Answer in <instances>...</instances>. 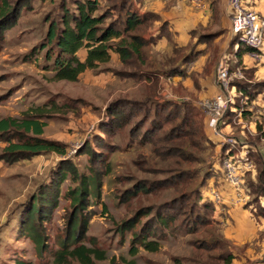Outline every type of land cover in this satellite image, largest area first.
I'll use <instances>...</instances> for the list:
<instances>
[{
	"label": "rangeland",
	"instance_id": "374dc122",
	"mask_svg": "<svg viewBox=\"0 0 264 264\" xmlns=\"http://www.w3.org/2000/svg\"><path fill=\"white\" fill-rule=\"evenodd\" d=\"M16 1L0 0V6L2 2L14 4ZM31 2L30 9L21 10L16 25L0 43V119L11 117L22 120L31 109L45 104L52 105L54 102L69 103L71 100L80 101V111L64 108L41 120L47 124L43 137L60 142L66 150V155L63 156L44 153L30 159L4 160L2 157L8 143L6 137H0V264H16L18 260L55 264L54 253L62 249L72 209L69 193L77 186L78 181L72 171L75 170L78 175L93 176L90 151L94 149L100 152L94 137L101 135L104 138L99 124L112 102L116 99L142 101L147 88L157 86L159 99L191 102L205 113L202 103L214 97V88L218 87L217 71L220 62L225 60L228 66L234 67L236 60L232 50L227 49L225 30H221L220 24L216 29L214 25H210L206 31H223L217 40L196 44L197 40L191 37L188 40L181 38L184 40L177 42L170 30L172 39L161 40L147 49L151 71H160L168 65L171 60L168 59L173 58L176 45L183 47L184 54L194 49L195 59L186 67L184 77L161 76L158 83L154 84L155 81L147 79H121L113 72L86 70L76 82L58 81L54 79L50 64L45 61V51L38 48L43 44L48 29L45 17L50 15V18L60 19L62 13L57 8V2ZM150 3L146 2L145 6L149 8ZM244 6L248 8L246 0ZM159 26L160 23H157L151 33L156 35ZM229 39L231 42L233 35ZM181 42L186 43L183 45ZM195 45L197 47L193 48ZM86 53L85 49L78 53L81 61L85 59ZM121 66L119 56L111 53V60L99 69H120ZM255 79L257 78L254 77L253 81H259ZM230 92L232 96L236 94V91ZM246 125L250 129L248 122ZM129 130L130 126H127L124 132L116 133L107 140L104 138L102 142L110 151L102 150L104 162L98 166L103 183L100 198L91 199L92 205L88 211L92 216L88 232L82 239L87 246L106 254V259L96 260L94 264H225L219 257L224 251H229L233 256L230 264H264V216L258 211V206L264 207V197L251 204L254 195L248 188V181H256V174H246L244 189L247 202L241 207L233 208L231 216L223 214L213 217V222L201 226L196 233L186 232L178 226L165 228L155 223L153 218L157 207L178 195L174 186L130 199L121 197L136 182L150 183L173 177L180 167L177 162L181 163L183 160L158 153L150 144L140 145L137 140L130 141ZM206 131L214 141H223V136L215 134L209 125ZM231 131L243 140L254 141L264 150L263 138L260 142H255L258 133L251 136L248 129L245 133L238 126ZM11 137L18 141L14 134ZM109 144L112 146L109 147ZM217 152L218 149L214 153L208 149L195 155L198 162H182L181 168L196 176L193 180L189 178L188 182L180 184L182 191L199 188L203 201H209L207 191L213 181L203 184L202 177L212 166L214 183L218 188L216 190L228 194L223 168L218 158H215L218 156ZM64 162L69 163L65 166H69L70 172L61 187L59 206L51 220L43 223L40 241L36 242L28 236V228H25L23 235H19L21 220L25 217L23 214L28 204L34 195L41 193L44 185L51 182ZM143 208H152L153 212L150 217H143L136 229L140 230L151 222L153 239L160 242V247L156 252L139 247L137 254H133L132 233L127 232L121 237L117 228ZM203 241H217L218 244L214 249H208L203 246ZM41 243L45 246L43 250Z\"/></svg>",
	"mask_w": 264,
	"mask_h": 264
},
{
	"label": "trees",
	"instance_id": "16d2710c",
	"mask_svg": "<svg viewBox=\"0 0 264 264\" xmlns=\"http://www.w3.org/2000/svg\"><path fill=\"white\" fill-rule=\"evenodd\" d=\"M32 0H17L14 4L2 2L0 6V43L5 40L6 33L16 25L21 10L30 9ZM35 1V0H33ZM41 3H58L57 8L62 17H45L48 29L45 40L40 48L45 51V61L50 64L54 79L58 81L76 82L86 70L94 72H113L121 79H147L158 83L161 76L184 77L186 67L195 59L193 50L183 53V47L175 46L173 58H169L168 65L160 71L149 69L147 49L164 39H172L170 23L155 12H140L137 4L142 0H37ZM160 23L158 33L152 34V29ZM208 26L198 25L190 32L196 44H206L217 40L222 32L211 33L206 31ZM229 44L236 60L235 66L230 67V73L240 69L244 79H235L231 87L236 88L233 103L224 116V124L233 123L241 115L248 118L253 111L251 105L264 94V81H253L255 69H246L242 63L243 53L249 49L240 43L239 37ZM197 47L196 45L193 47ZM237 48V50H235ZM85 49L87 56L84 61L78 53ZM37 49H35L36 51ZM34 51V52H35ZM111 53L119 56L120 69H99L101 65L111 60ZM180 57V59H177ZM227 64V63H226ZM144 99L127 100L116 99L106 109V115L99 124L104 138H110L116 133H122L130 126V141L137 140L140 145L150 144L158 153L168 157H178L182 162H198L195 155L205 150L215 152L218 144L208 135L206 128L208 119L201 108L187 101L161 100L157 96V86L148 87ZM79 100L67 103L45 104L25 113L22 120L7 117L0 119V137H6L8 146L4 150V160L18 161L30 159L44 153L66 155V150L58 141L43 137L46 123L43 118L65 109H78ZM80 111V109H78ZM264 119V116H263ZM258 135L255 142L264 138L263 123L257 125ZM17 136L18 141L12 140L11 135ZM103 136V135H102ZM104 138L95 136L100 152L92 149L91 165L93 176L78 175L74 170L72 175L77 179V186L69 195L72 198V209L66 227L65 240L62 249L54 253L55 264H94L96 260L106 259V254L97 248L89 247L82 239L88 232L92 213L88 209L92 205L91 199L100 198L102 187V172L99 164L104 162L102 150L110 151L102 144ZM111 147L112 145H108ZM228 145H222L218 158L222 164L228 150ZM238 151L233 149L232 154ZM166 156V157H167ZM250 158L256 165V181H248V188L254 200L251 204L264 197V150L250 151ZM182 162H177L179 168L173 177L166 180L148 183L136 182L127 189L121 198H133L141 194H151L164 188L178 191V195L171 201L156 208L153 221L165 228L180 227L186 232L196 233L201 226L209 225L214 220L216 206L210 201H203L202 193L198 189L182 191L179 188L182 182L193 180L196 176L188 170L181 168ZM63 165L57 170L51 182L41 188L39 195H34L28 204L21 220L19 235H23L28 228V236L34 241L41 239L42 226L45 221L51 220L54 211L59 206L61 187L69 175V166ZM212 167V166H211ZM211 167L202 177L203 184L214 178ZM223 168V167H222ZM224 170V169H223ZM197 175V174H196ZM225 175V174H224ZM259 214L264 216V207L258 206ZM152 208H143L132 219L125 220L118 225L121 237L130 232L133 235V254H137L139 247L146 251L156 252L160 242L153 239V225L149 222L140 230L136 229L143 217H150ZM42 241H45L42 238ZM203 246L214 249L217 241H203ZM41 249L45 247L41 243ZM225 248V246H223ZM225 264L232 262L233 256L224 251L219 256ZM16 264H35L30 260H18Z\"/></svg>",
	"mask_w": 264,
	"mask_h": 264
},
{
	"label": "crops",
	"instance_id": "0c3cea01",
	"mask_svg": "<svg viewBox=\"0 0 264 264\" xmlns=\"http://www.w3.org/2000/svg\"><path fill=\"white\" fill-rule=\"evenodd\" d=\"M148 1L151 2L149 4L150 5L149 8L145 6V3ZM199 1L201 2V4L198 6L195 0H142V2H139L137 4V6L140 12L152 11L158 13L163 18V20L168 21L170 23V30L173 32L174 36L176 37L177 42L178 41L180 42L181 40H184L186 38L187 40L190 39L191 38L190 32L200 24L208 27L210 25H214V29H216L217 26H219L220 24L221 30H225V36H226L225 42L228 49L230 44L229 38L232 35L231 22L229 19L228 0H199ZM246 4L248 5L249 9L255 11L260 16L264 17V0H246ZM213 32L214 31H212L211 33ZM185 43L186 42L184 43L181 42L180 44L185 45ZM235 50H237V48H235ZM86 56L87 53L85 55V59ZM242 63L246 69H255V77L257 78L255 80L261 81L262 79H264V57L260 61H253L249 58L248 51L247 52L245 51L243 53ZM214 89L216 91L215 90L213 91L214 92L213 95L219 92L217 86H215ZM250 109L253 111V113L247 119L239 115V117L235 119L233 123H228V124L223 123L220 126V135L223 136L222 142L214 141L210 137L215 143L218 144L216 148V150L218 149L217 152L218 154L220 152L221 146L226 145L224 142H225V138L227 137H232L238 142L239 145L236 146V148H234L235 150L238 151L237 153L249 152L250 155V151L258 150V146L257 144L254 143V141L253 142L250 140L246 141V139L243 140L239 136L232 134L231 131L233 127L238 126V128L240 130L242 129L245 133L246 130L248 129L249 134L251 136H255L257 134L258 123H264V119H263L264 94H261L259 96V98L251 105ZM246 122H248V124L251 125L250 129L248 128V125H246ZM253 165L254 168L251 171L247 172L246 173L247 175L249 173L256 174V165L254 164V161H253ZM214 180H215L214 178L211 179L213 183L212 185H210L207 191L208 192L207 197L209 201H211L216 206L214 217L216 218L217 216H222L223 214L231 216L233 208L241 207L247 202L246 191L244 189L243 196L245 198V201L239 202L235 190L226 182L229 192L227 194L226 192L224 193L222 190H221L222 192L219 191L222 196V201L220 203H216L213 201L211 195L213 189L218 190V188L215 186ZM244 185H245V178H244ZM248 260L250 261L251 259Z\"/></svg>",
	"mask_w": 264,
	"mask_h": 264
},
{
	"label": "built area",
	"instance_id": "2783aa9c",
	"mask_svg": "<svg viewBox=\"0 0 264 264\" xmlns=\"http://www.w3.org/2000/svg\"><path fill=\"white\" fill-rule=\"evenodd\" d=\"M195 1L198 6L201 4L199 0ZM228 6L232 35L239 37L240 43L249 49L248 56L251 60H262L264 57V17L245 7L244 0H228ZM235 79H244L243 72L237 69L230 73L226 61L220 62L217 71L219 92L211 100L202 103L208 125L216 134H220V126L224 123L228 106L233 103L234 95L232 96L230 91H236L235 87H231ZM224 143L230 146L222 162L225 179L235 190L238 201L244 202V178L245 174L254 168L253 161L249 152L232 154V150L239 145L234 138L227 137ZM211 195L214 202L222 201V196L216 189L212 190Z\"/></svg>",
	"mask_w": 264,
	"mask_h": 264
}]
</instances>
